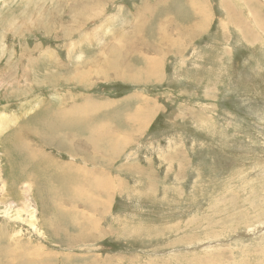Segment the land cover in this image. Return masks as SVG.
Listing matches in <instances>:
<instances>
[{
    "label": "rangeland",
    "instance_id": "obj_1",
    "mask_svg": "<svg viewBox=\"0 0 264 264\" xmlns=\"http://www.w3.org/2000/svg\"><path fill=\"white\" fill-rule=\"evenodd\" d=\"M0 120V264H264V0H0Z\"/></svg>",
    "mask_w": 264,
    "mask_h": 264
},
{
    "label": "bare ground",
    "instance_id": "obj_2",
    "mask_svg": "<svg viewBox=\"0 0 264 264\" xmlns=\"http://www.w3.org/2000/svg\"><path fill=\"white\" fill-rule=\"evenodd\" d=\"M81 106H83V105H81ZM105 106V105H104ZM75 108V107H74ZM83 110H85V111H87L86 110V107L84 106L83 107ZM92 111V110H91ZM82 115V114H81ZM76 120H77V118H76ZM84 123V122H83ZM86 123V122H85ZM4 128V124H3V121H1L0 120V131L2 130ZM91 149L94 151V153H95V151H96V149H95V147H91ZM22 151L24 152V149H22ZM56 167V166H55ZM77 168V167H76ZM79 168V167H78ZM81 169H82V167H81ZM80 168L79 169H76V171H80L81 170ZM62 170V169H61ZM83 171V170H82ZM89 172V171H88ZM90 172H91V170H90ZM89 172V173H90ZM93 172V171H92ZM64 173V172H63ZM79 173V172H78ZM61 176V175H60ZM98 180H96V182H97ZM101 184H102V182H101ZM71 187V186H70ZM77 188V187H76ZM82 188V187H81ZM78 189H80V188H78ZM77 189V190H78ZM82 190H84V189H82ZM82 190H80V191H82ZM73 191H71V193H72ZM73 193H75V192H73ZM81 193H83V192H81ZM76 194H78V193H76ZM80 195V194H79ZM84 196V195H83ZM77 197V196H76ZM87 199H89V198H87ZM86 199V200H87ZM105 204H106V202H105ZM90 205H92V204H90ZM60 212V211H59Z\"/></svg>",
    "mask_w": 264,
    "mask_h": 264
}]
</instances>
